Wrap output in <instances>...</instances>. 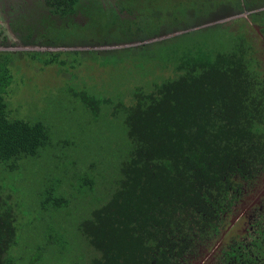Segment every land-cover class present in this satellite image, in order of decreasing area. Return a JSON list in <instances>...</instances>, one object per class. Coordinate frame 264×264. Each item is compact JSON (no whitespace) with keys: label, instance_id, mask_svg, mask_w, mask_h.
Here are the masks:
<instances>
[{"label":"trees","instance_id":"obj_1","mask_svg":"<svg viewBox=\"0 0 264 264\" xmlns=\"http://www.w3.org/2000/svg\"><path fill=\"white\" fill-rule=\"evenodd\" d=\"M78 1L44 3L55 14L68 16L77 10ZM196 3L195 9H219L198 12L206 19L197 25L243 10L250 13L129 47L131 53H140L162 46L172 53L171 62L168 74L150 79L145 87L135 85L128 103L117 94L107 98L126 108L130 152L108 199L76 224L92 249L88 264H264V0ZM139 8L137 2L135 18L142 11ZM191 12L197 11H187L186 17ZM218 31L225 36L222 42L205 35ZM5 53L0 52V165L15 170L21 159L47 148L52 137L39 118L9 116L12 89L6 88L13 80L8 66L14 54ZM51 53L43 60L45 65L56 64L63 52ZM88 54L98 57L92 51ZM113 54H106L100 64L109 62ZM82 58L74 61L75 66L70 61V66H81ZM132 65L128 72L134 73L137 63ZM78 96L85 103L95 100L86 92ZM93 183L91 173L79 174V188L91 190ZM12 192L0 179V264H16L9 254L17 235L16 205L9 201ZM39 203L43 209L57 208L67 205L68 199L51 183ZM247 218L255 230L249 243L233 233L244 229L242 221ZM49 230V241L64 246L61 234ZM39 252L33 259L40 258ZM211 254L214 261H209Z\"/></svg>","mask_w":264,"mask_h":264},{"label":"rangeland","instance_id":"obj_2","mask_svg":"<svg viewBox=\"0 0 264 264\" xmlns=\"http://www.w3.org/2000/svg\"><path fill=\"white\" fill-rule=\"evenodd\" d=\"M132 1L135 4H128L129 0H79L73 15L62 16L52 12L44 0H0V52L14 54L8 66L13 80L6 88L12 90L9 101L5 99L9 116L28 121L39 118L52 137L47 148L37 156L21 159L17 169L0 165V179L14 190L9 201L16 205L17 235L9 254L16 264H88L92 249L77 232L76 224L108 199L120 179V165L130 152L126 108L116 101L109 103L107 98L117 94L128 103L127 96L135 85L145 87L150 79L168 74L171 62L172 53L162 46L140 53H131L129 47L163 41L250 13L243 10L197 25L206 19L198 12L216 6L195 9L197 0ZM137 2L142 11L135 18ZM218 10L216 7L211 12ZM187 11H197V15L191 12L186 17ZM205 35L225 40L221 31ZM74 51L79 53L75 56ZM88 51L98 57L91 58ZM37 52L42 55L37 56ZM51 52L63 53L56 64L45 65L43 60L49 59ZM111 52L115 54L109 62L101 65ZM81 57V66H70V61L75 66ZM133 63H137V71L128 72ZM81 92L94 94L97 101L82 102ZM84 171L93 175L91 190L78 187L79 174ZM51 183L68 199L67 205L40 206L41 193ZM49 227L61 234L64 246L49 241ZM37 249L38 260L33 259Z\"/></svg>","mask_w":264,"mask_h":264},{"label":"flooded vegetation","instance_id":"obj_3","mask_svg":"<svg viewBox=\"0 0 264 264\" xmlns=\"http://www.w3.org/2000/svg\"><path fill=\"white\" fill-rule=\"evenodd\" d=\"M264 192V190H262V193ZM260 200V196H258V198H257V201H259ZM251 223H253V221L252 220H248V218H247V220H245V221H242V224H243V227H244V229H239V230H235V231H233V233L234 234H237V235H239L240 236V238H241V241H243V242H251V238H249V236L251 235V234H254V232H255V230H253L251 227H252V224ZM258 258V257H257ZM259 259V258H258ZM209 261H214V257H212V254H211V258H210V260ZM208 261V262H209ZM263 262H264V256H263Z\"/></svg>","mask_w":264,"mask_h":264}]
</instances>
